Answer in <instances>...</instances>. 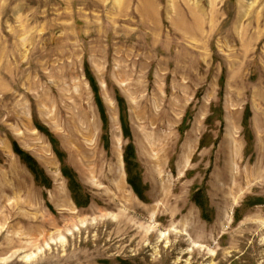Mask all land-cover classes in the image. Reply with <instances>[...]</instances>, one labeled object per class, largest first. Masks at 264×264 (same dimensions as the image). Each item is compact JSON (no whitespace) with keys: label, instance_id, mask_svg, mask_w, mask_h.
I'll list each match as a JSON object with an SVG mask.
<instances>
[{"label":"rangeland","instance_id":"374dc122","mask_svg":"<svg viewBox=\"0 0 264 264\" xmlns=\"http://www.w3.org/2000/svg\"><path fill=\"white\" fill-rule=\"evenodd\" d=\"M0 264H264V0H0Z\"/></svg>","mask_w":264,"mask_h":264},{"label":"trees","instance_id":"16d2710c","mask_svg":"<svg viewBox=\"0 0 264 264\" xmlns=\"http://www.w3.org/2000/svg\"><path fill=\"white\" fill-rule=\"evenodd\" d=\"M88 79H89L90 85H91V87H92V89L94 91L96 104H97L98 109L100 111L101 119H102V122H103V131H106L107 128H108V118H107V115L105 113L103 102L100 99V95H99V90H98L97 84H96L95 80L93 79V77H91L90 75L88 76ZM221 87H223V85ZM118 106L120 108V120H121L122 129H123V132H124V136H125L126 139H131L130 131H129L128 117H127V113H126L125 102L122 99H118ZM189 114L190 113L188 112L187 113L188 117H189ZM250 116H251V112L249 111V109H247L246 116H245V119H244V127L246 129L248 128L247 124H248ZM209 121H211V117H210ZM36 128L40 132L44 133L48 137V139H50L58 159L63 162V154L59 151L58 146H57V142L54 140L52 135H50V133L48 134L45 129L39 128V126H37V125H36ZM185 130L186 129H183L182 131L184 132ZM202 147H203V140L200 143V148H202ZM14 151L19 156V158L22 161V163L25 164L28 167V169L32 172V174L34 175L37 183H39L41 185H44L46 187H50L51 186V183L49 181H47V178H46L44 172L40 169V167L37 164V162L30 155L26 154L16 144H14ZM135 160H136V156H135L134 146H133L132 143H130L124 150V161L126 163V170H127L128 174H129V183L133 186V188L136 191V193L139 194V190L141 188L136 186V182H137L136 176L133 175V172H134L135 168L137 167V165L135 163ZM62 173H63V176L66 177L68 179V181H69V187H70V190L73 193V197H74V200H75L76 204L79 207H86L88 205V201L86 200L84 203H82L80 201L83 195L81 194V190H79V186H78V184H77V182L75 180V175L68 168H66L65 166L62 167ZM138 186H139V183H138ZM195 195H200V194L197 193ZM197 199L200 202L198 205H199L200 209L202 210V212L204 213V217L207 216L206 211L208 209V206H207L206 201L204 200V198L202 199L200 197L197 198ZM238 212H239V210L236 212V220L238 218L237 217V213Z\"/></svg>","mask_w":264,"mask_h":264}]
</instances>
